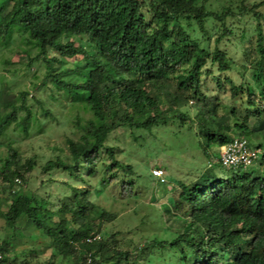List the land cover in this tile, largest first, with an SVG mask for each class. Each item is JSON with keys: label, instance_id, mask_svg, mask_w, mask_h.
Returning <instances> with one entry per match:
<instances>
[{"label": "trees", "instance_id": "obj_1", "mask_svg": "<svg viewBox=\"0 0 264 264\" xmlns=\"http://www.w3.org/2000/svg\"><path fill=\"white\" fill-rule=\"evenodd\" d=\"M204 2L0 0V52L19 38L38 49L36 56L30 57L29 67L43 58L50 70L53 62L75 58V69L48 73L44 83L51 77L52 83L71 98V106L91 113L84 123L76 115L79 137L67 138L68 153L48 160L43 166L45 172L61 169L76 182L85 183V170L90 176L97 175L105 150L111 161L103 163L106 172L121 167L133 174L132 166L117 158L116 148L106 144L109 134L126 126L151 131L171 118H181L184 123L187 115L184 108L195 99L204 102L199 109L202 114L199 129L207 137L201 143L205 150L211 143L220 147L227 144L235 136L229 134L234 128L239 130L236 136L264 135V110H252L258 108V102L264 105V14L256 10L264 0L252 8L258 21L257 48L261 57L252 64L256 69H245L253 71L254 85L242 82L232 87L234 98L239 90L245 88L247 92V108L242 116L233 106L227 115H219L218 101L203 92L202 78L210 73L204 70L207 63L217 65L221 71L234 68L231 57L218 46L224 33L215 39L212 48L214 32L208 27L209 20L223 21L229 10L217 13L208 10ZM224 32L231 34L226 26ZM72 37L82 39L83 43L77 44ZM51 50L59 56H50ZM70 71L76 73V82L63 78ZM28 96V91H22L20 102L10 105V111L3 112L0 107V146L6 145L2 139L7 137L11 126L18 125L25 134L29 133L35 113L26 104ZM22 112L25 114L21 116ZM253 116L255 121L249 127L247 122ZM6 146L0 180L11 198L8 200L0 194V216L5 217L9 226L15 228L18 220L26 217L52 238L65 239L66 244L57 246L58 251L65 259L74 257L73 264H121L123 259H128V251L116 248L103 235L104 222L114 220L116 214L103 211L97 218L90 214L96 206L90 200V188L74 187L65 195L57 211L61 220L50 225L53 212L47 206L49 201L20 193L19 189L27 184L36 160L23 162L12 142ZM220 155L219 150L209 166L218 165L219 170L228 174L218 177L207 171L190 185L180 182L179 199L172 201L176 212L171 214L168 209L166 222L176 228L177 235L170 240L155 238L151 243L177 257V264H264V170L261 167L264 153L259 166L234 169H224L216 162ZM110 179L101 180L102 185L106 186ZM132 189V183L125 182L123 194L131 195ZM7 200L9 209L3 212L1 207ZM68 214L73 226L66 218ZM95 233H100L101 239L89 242L88 238ZM136 249L141 250L139 246ZM13 251L8 240L0 243L3 255L0 264H18L19 255L15 256ZM31 253L36 255L35 251ZM51 258L50 264L55 257Z\"/></svg>", "mask_w": 264, "mask_h": 264}, {"label": "rangeland", "instance_id": "obj_2", "mask_svg": "<svg viewBox=\"0 0 264 264\" xmlns=\"http://www.w3.org/2000/svg\"><path fill=\"white\" fill-rule=\"evenodd\" d=\"M261 1L205 0L204 2L208 10L217 13H222L225 9L229 10V13L224 15L223 21L209 20L208 27L214 32L210 42L212 48L216 45L215 39L224 33L218 46L231 57L234 68L221 71L217 65L207 63L204 70L210 73L204 74L202 78L203 92L219 103V115H227L231 108L235 107L242 116L247 108L245 88L242 89L243 91L239 90L234 98L232 87L242 82L254 85L253 71L249 69L246 71L245 68L256 69L252 64L261 57L257 48L258 21L252 10L253 6ZM256 10L264 14V3ZM223 22L231 34L224 32ZM71 39L76 40L77 44L83 43L80 38ZM28 50L29 53L26 52ZM37 52V48L27 45L19 38L14 39L11 46L0 52L2 111H10V105L20 102V93L28 91L26 104L31 106L35 113L28 134H25L20 126L14 125L8 129L7 137L2 139L6 145L13 143L21 154L23 162L30 158L37 162L28 174L27 184L19 188L20 193L37 195L40 200L47 199L49 201L47 206L53 212L48 223L53 225L61 220V215L57 211L61 207L63 197L70 194L74 187L90 188L92 191L90 200L96 205L90 214L97 218L103 211H108L117 216L112 221H105L102 231L105 238L111 239L113 246L129 252L128 259H123L121 264H177V257H172L169 251L158 245H152L151 241L155 238L170 240L177 235L176 228L169 227L166 222L169 218L167 210L170 209L171 214L176 212L172 201L179 199L182 191L180 182L190 185L207 171L218 177L228 174L219 170L218 165H214L213 168L209 166L212 156L219 152L220 145L211 143L206 150L201 145L207 140L205 135L200 134L199 129V120L202 118L199 109L204 102L195 99L184 108L187 114L184 123L181 122V118H171L166 124H161L151 131L129 126L115 129L109 134L106 144L114 146L117 158L124 164L131 165L135 173L129 174L121 167L106 172L103 163L109 164L111 161L104 150L103 162L98 164V174L90 176L86 169L84 178L87 181L76 182L75 178L61 169L51 172L43 170L48 160L63 157L68 153V137H79L81 131L75 125L76 115H80L81 123L91 117V113L84 108L71 106V98L66 97V92L52 83L51 77L47 83H44L48 73L57 74L66 69H75L77 67L75 58H67L63 63L53 62L50 70L43 58L29 67L30 57H35ZM50 52L52 57L59 56L54 50ZM62 76L69 82L78 80L74 71ZM257 109L264 110V105L258 102V108L252 110ZM44 110H48L50 114L46 115ZM24 114L25 112H22L21 116ZM254 121L253 116L247 125L251 127ZM229 134L237 135L239 130L234 128ZM247 134L252 144L264 147V135L254 137L250 133ZM6 145L0 146V166L4 164L7 155ZM258 164L259 162L255 165ZM158 167L165 170L166 181L163 183L153 176L154 170ZM261 167L264 170V164ZM103 179L111 181L103 186L101 183ZM125 182L132 183L133 191L129 196L123 194ZM0 194L8 200L11 198L1 180ZM8 200L1 207L3 212L9 209ZM66 218L70 220L69 225L73 226L71 214ZM81 222L82 219L79 224ZM4 240L10 243L14 250L13 254L19 255L16 259L18 264L20 261H24L25 264H50L52 256L55 257L52 264H73L74 257L65 259L58 251L57 246H64L65 239L52 238L46 231L38 230L26 217H21L16 227L12 228L5 217L0 216V243ZM137 246L141 250L136 249ZM31 251H35L36 255Z\"/></svg>", "mask_w": 264, "mask_h": 264}, {"label": "built area", "instance_id": "obj_3", "mask_svg": "<svg viewBox=\"0 0 264 264\" xmlns=\"http://www.w3.org/2000/svg\"><path fill=\"white\" fill-rule=\"evenodd\" d=\"M263 150L259 147H254L249 140L244 136H235L221 149L220 158L217 162L221 163L224 169H234L239 167H249L253 165L261 156ZM154 174L164 180V170L155 169ZM19 184L21 180L17 179ZM101 239L100 233H95L93 237L88 238L89 242ZM3 255L0 253V259Z\"/></svg>", "mask_w": 264, "mask_h": 264}, {"label": "clouds", "instance_id": "obj_4", "mask_svg": "<svg viewBox=\"0 0 264 264\" xmlns=\"http://www.w3.org/2000/svg\"><path fill=\"white\" fill-rule=\"evenodd\" d=\"M236 136V135H235ZM234 136V137H235ZM239 136V135H238ZM244 137H246L248 140H249V142H250V144L252 145V146H254V147H259V148H261L262 150H264V147L263 146H260V145H254V144H252V142H251V140L247 137V136H244ZM224 146V145H223ZM223 146H221L220 147V153H221V149H222V147ZM263 153L264 152H262V154H261V156L259 157V159L253 164V165H251V166H255V164H257L258 163V161L261 159V157H262V155H263ZM217 162V161H216ZM251 166H249V167H251ZM249 167H246V168H249ZM159 168V167H158ZM243 168H245V167H243ZM159 169H161V168H159ZM154 174V173H153ZM166 174H165V170H164V176H165ZM154 176H156V175H154ZM160 178V177H159ZM161 179V178H160ZM164 179H165V177H164ZM166 181V180H165Z\"/></svg>", "mask_w": 264, "mask_h": 264}]
</instances>
